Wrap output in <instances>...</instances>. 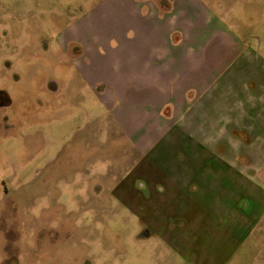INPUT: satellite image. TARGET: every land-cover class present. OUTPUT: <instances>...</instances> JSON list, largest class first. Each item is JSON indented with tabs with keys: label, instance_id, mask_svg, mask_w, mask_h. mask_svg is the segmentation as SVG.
<instances>
[{
	"label": "rangeland",
	"instance_id": "rangeland-1",
	"mask_svg": "<svg viewBox=\"0 0 264 264\" xmlns=\"http://www.w3.org/2000/svg\"><path fill=\"white\" fill-rule=\"evenodd\" d=\"M136 1L205 49L196 79L172 71L184 107L110 105L76 72L139 34L135 0H0V264H264V168L243 166L264 158V0ZM197 74L220 122L196 118Z\"/></svg>",
	"mask_w": 264,
	"mask_h": 264
},
{
	"label": "crops",
	"instance_id": "crops-1",
	"mask_svg": "<svg viewBox=\"0 0 264 264\" xmlns=\"http://www.w3.org/2000/svg\"><path fill=\"white\" fill-rule=\"evenodd\" d=\"M135 2L130 8L121 10L122 16L126 11L131 13L127 14V17H132L137 23L139 34L133 36L132 39H127L125 36L114 38L107 35L93 39V43L96 45L93 46V49L91 47L92 50L85 54L81 50L76 52V58L73 60L76 72L84 75V72H79L82 67L84 71H87V76L90 72V78L88 76L87 80L84 79L85 84L91 88L100 86L102 92L108 93L111 100L107 103L110 105L118 104V102L124 104L128 100L132 104L135 103V105L139 104L148 108L149 106L157 107L166 100L184 107V94H180L179 91L189 92L190 89L187 90V84L182 83L178 74L175 75L174 79L172 71L180 72V70L185 69L186 77H184L187 81L190 75L196 79L197 69L203 67L205 49L203 46L199 47L200 42L198 40L195 50L186 51L180 45V38L170 37V29L166 33L167 26L170 25L168 16L170 15L169 12L172 11L171 5L166 4V2L158 3V1L146 3L135 0ZM223 38L227 41L229 36H223ZM109 43L112 45L117 43L118 51L114 52L106 46ZM101 47L107 51L97 52ZM188 58L191 60L189 64ZM198 74L197 80L191 84L198 85L200 89L196 102V118L207 122H220L221 117L217 118L218 115L222 116L227 113V110H220L221 106L229 107L230 103L229 101H217L214 96H209V90H212V86L201 82ZM177 79H179V83L176 84ZM183 86L185 87L183 88ZM175 91L179 94L174 93ZM104 98V93H102L100 99ZM205 100L208 101L209 105L205 104ZM179 114H184L183 118L188 116L183 112H179ZM132 122L136 121L133 120ZM136 130V126H131L128 137L133 136ZM218 139L221 140V138ZM229 161V159H225L224 164L227 167L230 165ZM254 165L255 169H263L264 158L260 157L256 162H252V158H249L243 164L246 168Z\"/></svg>",
	"mask_w": 264,
	"mask_h": 264
}]
</instances>
